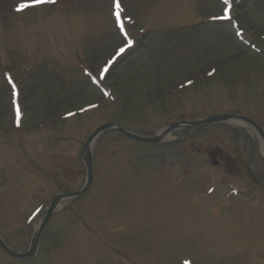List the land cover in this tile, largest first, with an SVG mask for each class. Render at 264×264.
Segmentation results:
<instances>
[{
	"label": "rangeland",
	"instance_id": "rangeland-1",
	"mask_svg": "<svg viewBox=\"0 0 264 264\" xmlns=\"http://www.w3.org/2000/svg\"><path fill=\"white\" fill-rule=\"evenodd\" d=\"M64 1L70 3L0 16V47H9L0 65L9 62L19 73V102L33 109L22 131L10 130V98L0 74V233L17 251L28 248L43 217L31 220L34 208L82 186L81 148L99 124L149 135L221 112L264 119V0H229L252 22L253 37H246L261 54L236 36L248 23L232 28L222 15L206 22L204 14L220 13L219 0H120L147 31L136 32L138 41L106 80L98 77L101 67L132 37L115 26L112 0ZM80 53L93 76L112 86L122 110L74 67ZM80 104L96 107L60 120ZM45 120L51 124L43 126ZM252 138L232 124L212 123L174 130L148 149L103 133L93 145L90 193L51 217L37 256L21 264H264V152ZM211 149L228 153L214 180L198 161H208ZM226 180L254 193L255 202L232 199ZM0 256V264L14 263Z\"/></svg>",
	"mask_w": 264,
	"mask_h": 264
},
{
	"label": "water",
	"instance_id": "water-1",
	"mask_svg": "<svg viewBox=\"0 0 264 264\" xmlns=\"http://www.w3.org/2000/svg\"><path fill=\"white\" fill-rule=\"evenodd\" d=\"M229 117H234V118H238V119H241V120H245L247 122H250L251 124L255 125L254 122H252L251 120H249L248 118L246 117H243V116H240V115H226V114H223V115H214V116H210V117H206V118H203V119H200L198 121H193V122H190L189 124H192V125H197V124H201V123H206V122H212V121H219V120H225V119H228ZM177 124H173L171 125V128L172 127H175ZM261 134L263 135L264 137V133L261 132ZM134 138L136 139H139V140H143V141H155V139H147V138H140V137H136V136H133ZM87 170H88V184L90 182V179H91V160H90V156L88 157V160H87ZM87 184V186H88ZM87 186L85 188H87ZM55 200V199H54ZM50 214V211L47 213L46 217H45V220L48 218ZM34 245V243H33ZM3 247L6 249L7 252H9L11 255H14V256H18V257H24L26 255H28L31 251H32V247L31 249L27 252V253H24V254H17V253H14L12 251H10L8 248H6L4 245Z\"/></svg>",
	"mask_w": 264,
	"mask_h": 264
},
{
	"label": "snow or ice",
	"instance_id": "snow-or-ice-1",
	"mask_svg": "<svg viewBox=\"0 0 264 264\" xmlns=\"http://www.w3.org/2000/svg\"><path fill=\"white\" fill-rule=\"evenodd\" d=\"M46 2H51L54 3L55 0H33V3H20L17 8L16 11H23L25 8L30 7V6H34L35 3H46ZM224 3L227 4L228 0H224ZM115 8L117 9V11L114 13V15L116 16L117 19V24H120V4H119V0H115ZM227 13V9H225V14ZM124 49H120V52H123ZM19 115V113H18Z\"/></svg>",
	"mask_w": 264,
	"mask_h": 264
}]
</instances>
